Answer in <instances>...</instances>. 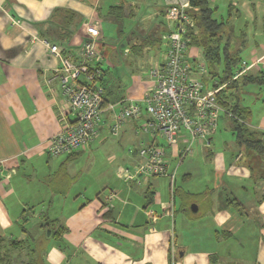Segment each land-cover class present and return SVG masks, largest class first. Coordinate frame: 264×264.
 <instances>
[{
	"label": "crops",
	"instance_id": "crops-1",
	"mask_svg": "<svg viewBox=\"0 0 264 264\" xmlns=\"http://www.w3.org/2000/svg\"><path fill=\"white\" fill-rule=\"evenodd\" d=\"M120 1L0 0V238L4 239L0 241V251L7 248L5 244L10 239L27 237L19 227L25 215L28 220L24 227L34 240L21 255L33 253V257L22 262L11 260L12 264H264V159L237 143L233 132L228 146L222 145L227 150L222 146L214 150L213 136L220 116L215 131L207 137L210 145L198 138L201 147L209 148L204 156L211 158L213 168L209 170L216 174L204 189L177 186L174 180L171 193L169 182L166 188L163 182L149 176H140L143 181L122 176L125 166L141 163L138 148L152 141L149 135H139L147 132L141 129L149 119L144 111L137 119L123 121L116 134L119 149L112 146L116 152L107 156L115 163L102 171L100 182L77 185L73 190L76 193L70 192L75 176L63 165L74 155H81L84 146L67 152L66 158L45 174L43 185L49 188L46 198L40 195L41 187L32 188L31 183L41 181H30L29 176L37 175L31 172H38L39 161L48 162L53 156L48 152V139L75 119L59 78L49 80L61 63L49 54L43 38L77 62L85 35L84 23L97 26L98 39L102 33L100 17L117 23L108 11ZM123 1L134 9L131 21L141 13L138 22L153 24L161 16L166 22L163 28L172 27L173 21L163 11L167 7L165 0ZM229 2L235 8L236 19L242 18L239 25L244 27L241 31L231 24L232 35L239 38L238 45L246 52V58L240 61L261 58L244 74L264 73V0H239V5L234 0ZM209 5L217 8L216 0H209ZM140 42L141 38L135 40ZM147 48L125 51L138 55ZM100 55L93 65H102ZM186 55L196 65L204 64L199 49L190 47ZM161 62L162 52L153 66ZM150 68L147 76L131 69L130 77L120 84L111 78V86L104 84V103L123 99L143 105L144 95L154 84ZM204 73L206 69L202 73L194 71V76L199 78ZM101 74L103 80L105 71ZM241 84L239 102L250 110L245 123L264 140V84ZM116 110L104 107L97 134L88 147L107 140ZM225 117L226 126L231 129L230 119ZM177 152V148L176 152L169 149V157L177 159ZM168 153L166 150V159ZM166 161L168 172L169 160ZM174 170L175 167L170 173ZM193 175V171L186 172L182 179ZM32 189L35 195H31ZM20 194L27 196L22 198ZM47 200L48 205H54L55 200L59 206L66 201L70 204L69 212L60 217L44 215L65 227L60 240L51 239L56 243L50 241L49 245L46 242L50 238H41L43 212L39 214L34 209L44 206ZM148 210H152L155 219L147 214ZM14 227L17 236L12 233ZM10 249L12 256L19 252Z\"/></svg>",
	"mask_w": 264,
	"mask_h": 264
},
{
	"label": "built area",
	"instance_id": "built-area-1",
	"mask_svg": "<svg viewBox=\"0 0 264 264\" xmlns=\"http://www.w3.org/2000/svg\"><path fill=\"white\" fill-rule=\"evenodd\" d=\"M165 1L168 17L173 23L171 28L161 34L164 44L162 62L149 70L154 84L144 95L143 105L123 99L107 105L104 103L103 87L95 81L101 71L90 69V64L101 58L94 48L99 35L95 24L84 23L85 35L77 62L63 55L58 45L43 39L49 54L61 63V67L54 69L49 80L59 78L67 107L75 114L73 121L64 124L48 139L50 155L64 154L87 145L97 134V124L104 107L117 109L110 125V132L114 135L118 133L123 121L137 119L144 111L149 119L142 123L141 129L150 131L153 140L138 148L141 163L125 166L122 176L127 180H137L140 176L167 175L173 193L175 170L173 173L167 172V147L183 144L177 152L179 164L191 150L195 139L201 138L206 146L210 145L207 137L215 131L218 118L224 112L216 101V92L220 87L209 88L194 76V71L204 72L205 65H194L187 58L188 39L184 33L193 24L191 16L186 12L190 7V0ZM260 59L241 61L234 70L233 78L240 76ZM156 134L165 144L155 140ZM147 214L152 219L156 218L152 210H148Z\"/></svg>",
	"mask_w": 264,
	"mask_h": 264
},
{
	"label": "rangeland",
	"instance_id": "rangeland-1",
	"mask_svg": "<svg viewBox=\"0 0 264 264\" xmlns=\"http://www.w3.org/2000/svg\"><path fill=\"white\" fill-rule=\"evenodd\" d=\"M238 2V5L240 4L239 0H234V2ZM231 2V1H230ZM229 0H216V12L214 16L217 19H227L228 16V3H230ZM232 17L229 21V25L240 27L241 31L244 30V27L239 25L242 23V18L236 19L234 16L235 14V8H231L230 10ZM137 19L131 21V17H127L124 20L120 22V24L109 20L105 17H100L101 20V28L102 33L99 36V38L95 41L94 48L95 51L98 53H101L103 55L102 70L105 71L104 79L102 80L104 84H109V80L113 78L116 79V82H119V84L123 81H126L129 77L132 70H137L138 74L147 76L148 69L155 65L156 60L160 59V54L163 50L164 44H157L148 47L145 51H143L141 54L134 55L131 52L128 54L127 51H125V48H130L132 43H135V40L137 38H141L145 35L148 31L147 28H153L156 32H160L162 24L160 22L165 23V18L158 16L159 19L155 21V23H144L140 20L138 22V19H141V13L140 15H136ZM238 16V15H237ZM234 17V18H233ZM137 21V22H136ZM160 21V22H159ZM236 32V31H234ZM136 38V39H135ZM242 52H240L241 59L246 58V52H244V49H241ZM200 61V59L198 60ZM128 70L130 72L128 73ZM115 86V85H114ZM227 118L225 117L224 113L222 112L220 114V121L217 128V131L215 135L213 136L214 143L213 147L214 150L216 148H221V146L224 144V146L227 145V141L232 135L231 129H229L225 123V120ZM228 120V119H227ZM120 131V130H119ZM140 136L142 135H149L151 137V140H153V135L150 131L148 133H139ZM155 140L160 144H165L164 140L156 134ZM117 135L109 134L107 137V140L104 143L98 144L93 143L89 147V143L87 145H82L80 148H85L82 150V154L77 156L74 155L72 159L66 161L63 165V167L67 168L68 172L71 173L73 176V179H75L72 182L73 188L70 190L71 194L76 193V191H73L77 185H93V183L100 182V177L102 171L107 167H112L114 163L112 161H109L107 158L108 154L111 152H116L113 150L112 146H114V149H119L118 145L119 143L116 141ZM113 141V142H112ZM224 141V142H223ZM226 142V143H225ZM199 140L195 139V141L191 144V150L184 156V158L179 162L178 164V158L172 159L169 157L168 150H172L173 152H176L177 149H181L183 144H175L173 146L167 147V159L169 160V168L168 172L170 173L174 167L175 169V183L177 186H183L185 188H192V189H204L205 185L210 184V181L213 180L216 177V174H213L209 168H213V163L211 162V158L205 157L204 154L207 153V150L209 148L207 147H201L199 145ZM230 144V143H228ZM224 146H222L223 150H227ZM212 148V147H211ZM213 149V148H212ZM76 150H79L76 149ZM76 150L74 152H76ZM228 155V154H226ZM66 158V153L50 156V160L48 162H44L45 160H41L37 163V170L35 172L31 173H37V175H31L29 176L30 181L34 180L36 178L37 180H40L39 182H33L31 183L32 188L41 187L39 189L40 195L44 196L46 198L45 193L47 191L49 192V188H47L46 185H43V181L45 180L46 176L45 174L49 170L55 169L58 164L63 161ZM116 160H119L118 157ZM171 165V166H170ZM193 171L194 175L190 179L183 180L182 177L186 172ZM151 179L155 178L161 182H163L168 187L169 179L166 176H149ZM139 180L143 181L144 178L138 177ZM137 181V180H136ZM39 185V186H38ZM45 188V189H44ZM38 190V189H37ZM25 192V191H24ZM70 192L68 195H70ZM31 195H35L36 192L32 189L30 190ZM26 194H29L28 191ZM26 194H20V197L24 198L27 196ZM31 195H29L31 197ZM39 195V194H38ZM73 197V196H72ZM71 198V197H70ZM46 201V200H45ZM37 213H41V216L48 215L49 217H60L61 215H64L65 213L69 212L70 204L66 201L65 205H58V201H54V205H48V200L46 204L43 206L37 205L35 208ZM148 212V211H147ZM43 222V220H41ZM207 223V222H204ZM12 233L17 236V232L15 233V227L12 230ZM43 239V238H42ZM50 241H47L46 244H50ZM54 242V241H51ZM56 243V242H54ZM47 245V246H48Z\"/></svg>",
	"mask_w": 264,
	"mask_h": 264
},
{
	"label": "trees",
	"instance_id": "trees-1",
	"mask_svg": "<svg viewBox=\"0 0 264 264\" xmlns=\"http://www.w3.org/2000/svg\"><path fill=\"white\" fill-rule=\"evenodd\" d=\"M231 8L232 5L229 4L227 19L219 20L214 16L216 7L210 6L209 0H190V7L186 12L191 16L193 24L187 27L184 33V36L188 39L187 53L190 47H195L201 51L206 73L201 75L199 79L202 80L206 86H209V88L220 87L216 92V101L224 110L223 113L230 119L231 130L235 135L236 142L243 145L246 149H250L259 154L260 157L264 159V140L259 137L256 131L246 125L245 120L250 110L247 106L239 102V88L242 85L241 83L251 82L258 85L264 84V73H259L257 75L243 73L233 78L236 66L241 63V48L238 45L239 38L232 35V25L228 24L232 17L230 12ZM163 11L167 17L168 12L166 7ZM108 15H112L117 23L120 24L123 18L133 17L135 13L133 7L121 0L119 4L109 8ZM160 23L162 24L160 32L148 30L147 33L142 36V43L131 44L130 48L133 52L140 51L143 46L150 47L161 44V42L163 43L161 33L166 30V28H163L166 22ZM93 62L90 64V69H100L102 73L103 70L101 66L97 64L93 65ZM95 81H98L103 87L104 97L106 94V87L102 81V74L97 76ZM27 220L28 219L24 215L19 222L20 230L24 232L27 237L25 239H10L8 244H5L7 248L2 252L0 251V264H12L10 263L11 260L12 262H22L24 259L27 260L29 257H33V253L30 255H21L23 249H28V247H30V241L34 240L30 231L24 227ZM41 220H43L40 224L44 232L41 238L46 240H48V238L60 240V235L65 230V227L58 224L56 219H50L47 216H44ZM3 240L4 239L0 238V241ZM10 248L20 253L18 252L15 256H12ZM31 260L34 261L33 258Z\"/></svg>",
	"mask_w": 264,
	"mask_h": 264
},
{
	"label": "water",
	"instance_id": "water-1",
	"mask_svg": "<svg viewBox=\"0 0 264 264\" xmlns=\"http://www.w3.org/2000/svg\"><path fill=\"white\" fill-rule=\"evenodd\" d=\"M195 205H193V207H194ZM193 210H195V207L193 208Z\"/></svg>",
	"mask_w": 264,
	"mask_h": 264
}]
</instances>
